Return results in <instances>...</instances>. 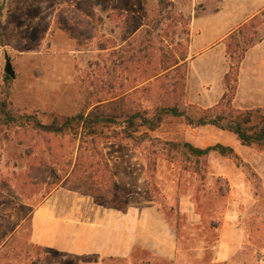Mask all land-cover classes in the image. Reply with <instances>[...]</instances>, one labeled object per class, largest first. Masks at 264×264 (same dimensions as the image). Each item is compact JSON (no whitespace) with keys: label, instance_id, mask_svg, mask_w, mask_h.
<instances>
[{"label":"rangeland","instance_id":"374dc122","mask_svg":"<svg viewBox=\"0 0 264 264\" xmlns=\"http://www.w3.org/2000/svg\"><path fill=\"white\" fill-rule=\"evenodd\" d=\"M169 1L175 14L170 18L159 17L158 0H0V98L8 96L16 112L36 114L44 123L73 116L89 102L86 114L102 108L122 119L129 111L175 105L187 114L218 112L225 73L231 72L233 86L241 51L261 38L264 19L257 17L243 27V34L237 29L219 41L255 11L252 0ZM68 5L85 18L103 19L97 38L85 47H78L55 23L56 12ZM188 18L189 27L197 21L187 36ZM227 45L234 49L232 59ZM183 52L186 60L166 70L171 58ZM5 56L11 60L13 79L4 73ZM258 57L251 54L243 65L241 87L232 102L237 110L247 109V88L255 81L253 75L263 72ZM256 110L264 115V109L248 111ZM118 130L112 126L103 132ZM143 132L139 129L136 136ZM147 133L149 139L137 145L97 141L113 186L102 167L88 170L98 162L90 145H84L89 149L79 160L82 169L72 172L79 143L33 137L29 144L34 155L29 157L27 145L0 127V264H168L148 262L147 256L135 262L73 256L43 245L47 241L40 238L49 222H86L114 205L124 212L144 203L157 205L176 229L182 264H217L209 250L227 223L244 229L245 242L224 264L261 263L264 147H243L231 133L212 126L193 128L183 118L168 117ZM47 142L52 153L46 151ZM164 142L201 149L221 144L231 147L238 161L217 153L186 159L180 152L168 154ZM198 250L205 251L202 258Z\"/></svg>","mask_w":264,"mask_h":264},{"label":"trees","instance_id":"16d2710c","mask_svg":"<svg viewBox=\"0 0 264 264\" xmlns=\"http://www.w3.org/2000/svg\"><path fill=\"white\" fill-rule=\"evenodd\" d=\"M36 2L40 0H34ZM158 15L159 17H167L175 15L173 12V4L169 0H158ZM183 20V16H179ZM55 23L59 30L64 32L71 40H74L78 47H85L97 38L99 28L103 24V19L97 17L91 20L83 17L75 8L68 5L59 9L54 16ZM187 24L185 34L189 35V25L191 19L184 20ZM245 26V25H244ZM140 27V26H139ZM243 27H240L238 34L241 35ZM232 33L229 37H232ZM259 40H257L258 42ZM256 42H249V45L241 51L239 57V64L242 61L246 51L252 47ZM234 49L239 48L238 43L233 44ZM101 47L100 50H105ZM233 49V51H234ZM233 51H230V45L226 47V55L232 59ZM186 54L180 57L173 56L171 62L166 70L178 65L179 61H185ZM236 67V66H235ZM231 70V69H230ZM239 67L235 69L236 79L232 86L230 80V71L224 76L225 93L220 98L216 105L218 112L212 109L199 110L194 114H187L185 111H180L175 106L157 107L152 112L147 110H139L135 112L129 111L124 118L115 116L114 114L107 113L102 108H96L86 114L89 109V103L81 109L77 114L67 117H53L50 122H42L36 114L19 113L14 110L8 100V96L0 98V127L11 131L20 145H27L26 155L33 156L34 146L29 143L33 137L41 138L43 136L59 140L68 139L72 144L79 143L76 149V162L73 166L72 172L80 171V158L88 151L84 145H90V151L97 163H90L88 170L94 172L95 167H102L104 173H108L110 182L113 186L116 182L112 179L108 163L103 159V155L97 147V141L104 139L106 142L115 140H125L133 142L134 144L143 143L149 139L147 132L157 130L163 121L170 118H183L184 121L193 128L212 126L218 130L225 131L234 135L237 141L243 147H264V115L259 110H237L233 107L232 102L237 90ZM5 79L9 80L8 77ZM101 103V102H99ZM112 126H118L119 130L113 134H104V130L111 129ZM139 129H144L140 136ZM27 137H30L27 140ZM47 152L52 153L53 147L47 142ZM166 152L179 153L188 159L192 157L197 161L201 158L208 156L210 153H217L222 157L233 158L238 161V156L234 153L231 147L215 144L208 146L204 149L197 148L186 142H164ZM73 153V152H71ZM72 155V154H71ZM169 156V155H167ZM170 160L173 159L169 158ZM87 169V168H85ZM84 169V170H85ZM116 200L119 196L116 194ZM114 209L122 210V207L113 206Z\"/></svg>","mask_w":264,"mask_h":264},{"label":"crops","instance_id":"0c3cea01","mask_svg":"<svg viewBox=\"0 0 264 264\" xmlns=\"http://www.w3.org/2000/svg\"><path fill=\"white\" fill-rule=\"evenodd\" d=\"M252 1L255 3V11L243 22L226 31L219 41L226 39L235 30L244 27L257 17L264 19V0ZM196 21L197 19L195 22L193 20V26L189 27L191 33L194 32ZM251 54L259 55L257 63L261 64L263 72L253 75L255 81L248 86L249 89L247 88L248 103L245 109H264V90H261L264 89L261 87L264 84V31L259 41L246 51L239 64L236 96L241 87L243 65ZM77 222L75 218L65 220L63 223L49 222L46 230H43L44 236H40L43 239L42 243L47 241V244L43 245L73 256H95L102 261L135 262L144 261L145 259L139 257L147 256L148 262L183 263L184 252L179 248L177 231L167 222L159 207L153 203L133 205L124 212L106 209L101 214L93 215V218L86 222H78L80 226ZM50 225L53 227L50 228ZM56 227L60 230L62 228L63 231L58 232ZM218 231L220 239L209 251L212 253L213 263L224 264L242 249L245 231L242 227L237 228L228 223ZM204 252L198 250L195 253L197 257L202 258ZM259 264H264V259Z\"/></svg>","mask_w":264,"mask_h":264},{"label":"water","instance_id":"95a60500","mask_svg":"<svg viewBox=\"0 0 264 264\" xmlns=\"http://www.w3.org/2000/svg\"><path fill=\"white\" fill-rule=\"evenodd\" d=\"M4 73L12 79L15 77V73L12 68L11 60L7 56H5Z\"/></svg>","mask_w":264,"mask_h":264}]
</instances>
